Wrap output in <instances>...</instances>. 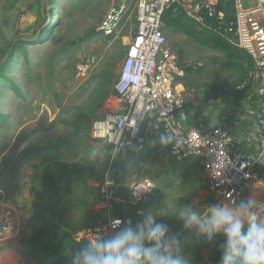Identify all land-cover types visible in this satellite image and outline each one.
I'll list each match as a JSON object with an SVG mask.
<instances>
[{"label":"rangeland","instance_id":"1","mask_svg":"<svg viewBox=\"0 0 264 264\" xmlns=\"http://www.w3.org/2000/svg\"><path fill=\"white\" fill-rule=\"evenodd\" d=\"M119 1L0 0V264H12L16 253L10 246L12 224L9 234L1 229L3 219L12 218L5 202L24 185L22 178L31 180L32 166L41 161V157L25 161L22 156L35 146L72 141L77 131L83 141L81 154L91 163L84 166L85 184L77 185L68 205L80 204L84 198L89 207H75L57 222L67 232L76 229L71 233L75 242L89 243L84 230L94 225V214L103 206L99 186L112 153L104 141L93 139L92 125L122 112L123 103L114 93V84L136 29L137 0H126L120 32L110 38L97 32L102 19ZM240 1L245 9L254 7L255 0ZM183 26L182 21L176 28L164 26V36L184 70L180 82L189 105L207 109L239 96L236 88L247 68L243 52L195 24L190 27L192 34L187 35L181 30ZM92 33L96 36L90 38ZM81 67H87L86 71H80ZM107 92L113 93L98 105ZM77 143L71 142L69 151L60 157L67 159ZM111 164L124 195L143 178L156 185L147 204L116 208L115 214L125 226H135L151 212L169 234L179 233L183 238L187 230L178 217L181 209L199 211L225 203L209 191L203 170L190 161L173 162L161 141H150L141 149L124 148L112 155ZM249 197L257 199L258 195L243 199ZM258 215L264 219V209ZM32 223L31 210L25 229ZM28 233L27 237L32 231ZM24 236L19 241L24 264H36L41 254L27 251L21 244ZM222 243L220 234L208 239L193 231L183 246L191 245L189 264H222Z\"/></svg>","mask_w":264,"mask_h":264},{"label":"built area","instance_id":"2","mask_svg":"<svg viewBox=\"0 0 264 264\" xmlns=\"http://www.w3.org/2000/svg\"><path fill=\"white\" fill-rule=\"evenodd\" d=\"M217 2L137 0L135 33L114 84L115 95L123 103L122 112L94 122L91 135L104 141L114 154L127 147L141 149L166 135L170 137L165 145L171 160L178 164L198 161L207 175L209 191L234 204L245 191L259 189L264 193V0H256L250 9L240 0H232L233 17L227 23L223 22L224 10H215ZM125 5L126 0H120L102 19L97 32L103 37L116 36L122 29ZM174 8L247 55L251 71L236 88L239 96L207 109L189 105L180 82L184 70L164 36L163 18ZM205 18H215L220 28L206 26ZM86 68L79 70L85 72ZM155 192L154 182L143 178L124 195L106 175L99 186L103 214L84 230L87 240L104 238L125 226L114 218L116 206L145 205ZM116 220L121 223L116 224ZM10 227L6 216L1 229L9 234Z\"/></svg>","mask_w":264,"mask_h":264},{"label":"clouds","instance_id":"3","mask_svg":"<svg viewBox=\"0 0 264 264\" xmlns=\"http://www.w3.org/2000/svg\"><path fill=\"white\" fill-rule=\"evenodd\" d=\"M170 137L161 135L167 143ZM264 202L251 197L234 204L216 203L202 210L183 208L178 217L187 235L169 234L151 212L141 222L93 239L72 256V264H189L181 256L184 240L193 231L211 239L220 234L222 264H264ZM116 224L121 221L116 220Z\"/></svg>","mask_w":264,"mask_h":264},{"label":"trees","instance_id":"4","mask_svg":"<svg viewBox=\"0 0 264 264\" xmlns=\"http://www.w3.org/2000/svg\"><path fill=\"white\" fill-rule=\"evenodd\" d=\"M223 3L224 0H218L215 5L216 12L223 10ZM230 20L231 18L225 17L223 22L227 23ZM181 21L184 25L181 30L187 33V35H191L192 30L190 27L194 23L183 14H180L178 8L170 10L163 18L164 26L170 28L178 27ZM204 24L213 29L220 28L215 18H205ZM222 24L224 25V23ZM211 33H213V31H211ZM94 36H96V33L89 35L90 38ZM219 38L230 45L225 38ZM244 58L247 62V68H245L242 78L246 79L251 71V66L247 55L244 54ZM110 82L111 80L108 84H110ZM112 93H105L99 100L98 105H101L107 100ZM78 132L79 131L75 133L76 135L72 141L69 139L57 144L35 146L26 151L22 156V160L25 161L41 157V161L32 166L34 175L30 180L32 219L34 223L27 225L26 230H31L32 234L29 237H27L28 235L24 236L21 240V244L25 246L27 251L33 250L35 253L41 254L36 264H72V256L76 251L87 244L86 241L77 243L73 240L71 233L75 232L76 229L72 232H67L65 229L60 228L57 222V218L68 213L75 207L82 206L85 209L89 207V204L84 198L80 204H76L75 202V205H68V200L72 197L77 185L85 184L84 166L91 163L89 159L83 157L81 154L80 149L83 141L78 137ZM75 140H78V143L72 149V154L68 156L67 159H62L60 154L68 152L71 142ZM117 154L118 153L114 154L112 152L107 158L105 163L107 167L101 180L108 175L110 180L118 184L116 181V174L111 164L112 155L115 157ZM191 163H193V167L197 165L198 168L203 170L202 167L198 165V161H192ZM118 207L119 206L115 207V211ZM116 217V214H114V218ZM181 256L187 260L192 258L191 245H188V247L183 246Z\"/></svg>","mask_w":264,"mask_h":264},{"label":"crops","instance_id":"5","mask_svg":"<svg viewBox=\"0 0 264 264\" xmlns=\"http://www.w3.org/2000/svg\"><path fill=\"white\" fill-rule=\"evenodd\" d=\"M257 4L256 0L254 1V7ZM247 9V8H246ZM262 25L264 26V17L262 20ZM143 148V147H142ZM24 182L20 189H18V192L14 195L13 198L8 199L5 202V208L9 211L10 216L12 217L11 224L13 226L12 233L11 234V240H10V246H12L13 249H15L16 253H14L12 257V264H24L26 261V258L24 257L25 254L21 251L20 247V239L23 235H28V230L25 229V225L28 223L30 216H31V210H32V198L30 195V179L29 178H22L21 180ZM253 194L258 195L257 201L264 202V193L263 191L259 189H252L245 191L243 193V196L241 199H243L246 196H253ZM101 207V211H96L94 214V220L99 219L103 214V207ZM263 209H260L263 212ZM98 212V214H97ZM258 212V213H259ZM14 229V230H13Z\"/></svg>","mask_w":264,"mask_h":264},{"label":"water","instance_id":"6","mask_svg":"<svg viewBox=\"0 0 264 264\" xmlns=\"http://www.w3.org/2000/svg\"><path fill=\"white\" fill-rule=\"evenodd\" d=\"M223 10H224L226 17H229V18L233 17L232 0H227L223 3Z\"/></svg>","mask_w":264,"mask_h":264}]
</instances>
